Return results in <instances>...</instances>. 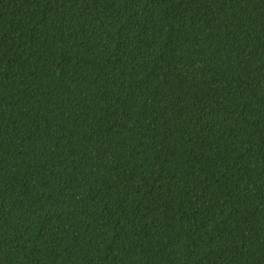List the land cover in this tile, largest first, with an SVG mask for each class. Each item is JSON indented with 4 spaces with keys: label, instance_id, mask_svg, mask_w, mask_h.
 Instances as JSON below:
<instances>
[{
    "label": "trees",
    "instance_id": "trees-1",
    "mask_svg": "<svg viewBox=\"0 0 264 264\" xmlns=\"http://www.w3.org/2000/svg\"><path fill=\"white\" fill-rule=\"evenodd\" d=\"M0 264H264V0H0Z\"/></svg>",
    "mask_w": 264,
    "mask_h": 264
}]
</instances>
